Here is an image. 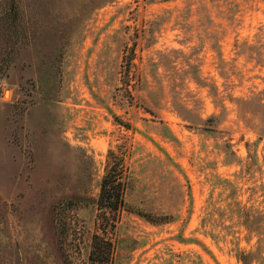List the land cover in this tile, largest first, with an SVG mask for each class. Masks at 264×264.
I'll return each mask as SVG.
<instances>
[{
	"label": "rangeland",
	"instance_id": "1",
	"mask_svg": "<svg viewBox=\"0 0 264 264\" xmlns=\"http://www.w3.org/2000/svg\"><path fill=\"white\" fill-rule=\"evenodd\" d=\"M22 6L20 49L0 35V264H264V0Z\"/></svg>",
	"mask_w": 264,
	"mask_h": 264
},
{
	"label": "trees",
	"instance_id": "2",
	"mask_svg": "<svg viewBox=\"0 0 264 264\" xmlns=\"http://www.w3.org/2000/svg\"><path fill=\"white\" fill-rule=\"evenodd\" d=\"M4 9L0 12V35L8 41V46L5 47V52L7 54H12L15 50H19L22 43L20 40L21 33L24 32V26L22 23L24 17V8L22 6L23 0H4ZM12 58L6 59L2 58L0 61V70L4 68L6 70L11 63ZM114 169L110 166L101 181L100 185V195L98 203L101 207L108 209H116L117 204L122 200V192L124 190L125 182L121 181V175H113ZM214 215H218L217 212ZM200 226L203 229L204 235L210 237L216 244H218L221 239L226 236V234H221V231L217 228H207L206 218L203 216L200 220ZM102 239L100 236H94V240ZM94 241V243H95ZM235 251V256L238 257L240 261H244L246 254L238 246H232ZM239 255V256H237ZM244 257V259H243Z\"/></svg>",
	"mask_w": 264,
	"mask_h": 264
}]
</instances>
